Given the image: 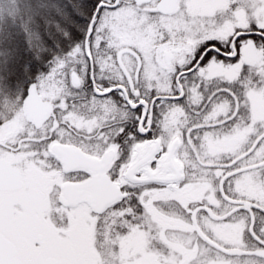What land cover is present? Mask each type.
Returning <instances> with one entry per match:
<instances>
[{
	"label": "snow or ice",
	"instance_id": "snow-or-ice-1",
	"mask_svg": "<svg viewBox=\"0 0 264 264\" xmlns=\"http://www.w3.org/2000/svg\"><path fill=\"white\" fill-rule=\"evenodd\" d=\"M0 264H264V0H0Z\"/></svg>",
	"mask_w": 264,
	"mask_h": 264
}]
</instances>
